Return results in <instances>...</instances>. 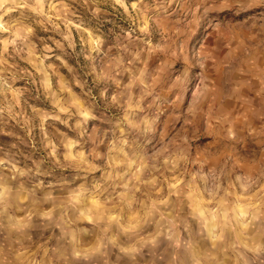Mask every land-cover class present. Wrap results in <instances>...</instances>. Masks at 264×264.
<instances>
[{"label":"rangeland","instance_id":"rangeland-1","mask_svg":"<svg viewBox=\"0 0 264 264\" xmlns=\"http://www.w3.org/2000/svg\"><path fill=\"white\" fill-rule=\"evenodd\" d=\"M0 264H264V0H0Z\"/></svg>","mask_w":264,"mask_h":264}]
</instances>
